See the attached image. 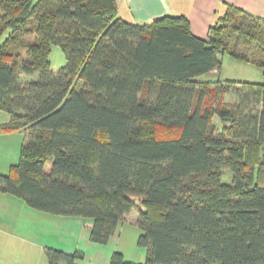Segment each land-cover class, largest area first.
<instances>
[{
  "label": "trees",
  "instance_id": "16d2710c",
  "mask_svg": "<svg viewBox=\"0 0 264 264\" xmlns=\"http://www.w3.org/2000/svg\"><path fill=\"white\" fill-rule=\"evenodd\" d=\"M3 35L2 130L28 135L1 193L90 221L98 246L136 210L141 264H264V83L199 80L223 55L264 78V20L227 6L199 39L184 16L134 24L114 0H0Z\"/></svg>",
  "mask_w": 264,
  "mask_h": 264
},
{
  "label": "crops",
  "instance_id": "0c3cea01",
  "mask_svg": "<svg viewBox=\"0 0 264 264\" xmlns=\"http://www.w3.org/2000/svg\"><path fill=\"white\" fill-rule=\"evenodd\" d=\"M114 1L118 16L134 24L150 23L164 16H184L188 19L191 33L199 39L207 37L210 26L222 16L227 6L264 20V0ZM9 121V115L0 111V175H7L10 167L18 162L25 142L22 130L13 133L2 130ZM136 218L130 219L131 222L135 223ZM73 226L77 229H72ZM90 226L91 222L85 219L33 210L22 199L0 192V264H48L46 251L49 249L65 254L80 251L84 258L79 264H108L112 253L117 251L122 224L102 246L90 244ZM72 230L80 235L76 241L73 240ZM81 244L85 245V249L81 248ZM108 247L110 249L106 250Z\"/></svg>",
  "mask_w": 264,
  "mask_h": 264
},
{
  "label": "rangeland",
  "instance_id": "374dc122",
  "mask_svg": "<svg viewBox=\"0 0 264 264\" xmlns=\"http://www.w3.org/2000/svg\"><path fill=\"white\" fill-rule=\"evenodd\" d=\"M4 39V35L0 38V43ZM49 63H50V70L53 73H56L58 70H60L62 67L66 64V59L63 54V52L60 50L58 46H52L50 55H49ZM220 69L215 74H206L204 76H201L199 80L202 81H215L217 79H220L222 81H233V82H248V83H264V78L261 74V70L257 68L256 66H253L251 64H241L239 62H236L232 58H230L227 55H223L220 59ZM34 77L33 79H36ZM81 87V82H76L74 88L79 89ZM233 101L232 97L227 96L225 99V103H231ZM23 133L25 135H28L27 129H22ZM260 160V155L259 159ZM222 179L225 182H230V174L229 172H224V177ZM131 200L135 201L136 205L139 206L138 198L137 197H131ZM140 207V206H139ZM137 217V211L133 210L132 213L128 216L127 222L122 224L120 234L118 236V242H117V251L122 253L124 256V259L132 262L134 264H141L144 262L146 257V249L144 247H140L137 244L138 236L140 235V230L136 226L134 222H131L130 219H134ZM137 220V218H136ZM72 229H77L76 226H73ZM73 231V230H72ZM73 240H77V236L80 235L73 231ZM72 238V237H71ZM68 241V240H67ZM91 245H94L90 243ZM112 245V243H111ZM81 248L85 249V245L81 244ZM106 250L110 249L105 248Z\"/></svg>",
  "mask_w": 264,
  "mask_h": 264
}]
</instances>
